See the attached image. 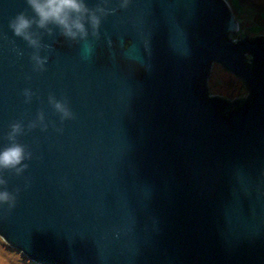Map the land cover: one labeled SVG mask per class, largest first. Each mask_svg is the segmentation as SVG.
I'll return each mask as SVG.
<instances>
[{
  "label": "water",
  "instance_id": "water-1",
  "mask_svg": "<svg viewBox=\"0 0 264 264\" xmlns=\"http://www.w3.org/2000/svg\"><path fill=\"white\" fill-rule=\"evenodd\" d=\"M86 3L115 9L99 37L33 25L36 71L37 49L9 27L31 9L0 0V150L19 121L32 153L22 174L0 169L19 189L0 236L37 264H264V36L231 39L226 0ZM213 62L249 85L248 103L227 113L208 95ZM40 111L47 129L29 130Z\"/></svg>",
  "mask_w": 264,
  "mask_h": 264
},
{
  "label": "clouds",
  "instance_id": "clouds-1",
  "mask_svg": "<svg viewBox=\"0 0 264 264\" xmlns=\"http://www.w3.org/2000/svg\"><path fill=\"white\" fill-rule=\"evenodd\" d=\"M107 4L108 0H104ZM130 0H120L119 7L127 8ZM26 4L31 9L33 15H28L26 11L18 12L9 21V27L14 35L22 37L27 41L28 45L37 51L31 55L33 66L36 71H43L47 62V57H42L39 53L40 40L33 33L32 28L35 25L38 29H45L49 35L53 32V27L58 28L63 37L70 41H85L89 36V27L91 35L99 37V29L102 19L115 9L107 8L97 4L95 7H89L86 0H26ZM87 51L91 52V45L87 44ZM26 101H30L33 95L28 88L23 90ZM49 103L54 110L60 114L61 121L66 119H74V113L68 105L66 99H57L54 95H49ZM41 126L47 129L45 123V115L40 111L37 118L30 121L28 129ZM10 131L7 133V139L11 142L0 150V169L15 170L16 175H20L27 169L26 160L32 158V153L26 149V146L17 141V137L24 133L25 126L15 121L9 125ZM60 131L61 129H57ZM7 181L0 178V185H4L0 189V206L7 205L10 211L16 206L19 189L15 192L9 191L6 187Z\"/></svg>",
  "mask_w": 264,
  "mask_h": 264
},
{
  "label": "rangeland",
  "instance_id": "rangeland-1",
  "mask_svg": "<svg viewBox=\"0 0 264 264\" xmlns=\"http://www.w3.org/2000/svg\"><path fill=\"white\" fill-rule=\"evenodd\" d=\"M237 21V30L231 39L240 40L257 35L264 36V0H226ZM248 59L251 58L247 54ZM206 86L210 97L230 98L235 101L247 97L248 88L241 78L213 62ZM0 264H33L16 248L8 245L0 236Z\"/></svg>",
  "mask_w": 264,
  "mask_h": 264
},
{
  "label": "trees",
  "instance_id": "trees-1",
  "mask_svg": "<svg viewBox=\"0 0 264 264\" xmlns=\"http://www.w3.org/2000/svg\"><path fill=\"white\" fill-rule=\"evenodd\" d=\"M230 38H231V35H230ZM244 60L247 61L248 65L249 66H252V62L250 61V59H248L247 55L246 57H244ZM243 81V80H242ZM243 83L247 86L248 88V94H247V97L245 98H242V99H237V101H233V102H229V106L227 107L228 109L226 110L227 113H229L230 111H232L233 109H237V106H242L246 103H248L249 99H250V88H249V85L246 84L244 81ZM237 103L236 105L234 104ZM21 253V252H20ZM22 254V253H21ZM23 255V254H22ZM25 256V255H23ZM26 257V256H25ZM26 259L29 261V262H32L33 264H37V263H34L32 260H30L29 258L26 257Z\"/></svg>",
  "mask_w": 264,
  "mask_h": 264
},
{
  "label": "flooded vegetation",
  "instance_id": "flooded-vegetation-1",
  "mask_svg": "<svg viewBox=\"0 0 264 264\" xmlns=\"http://www.w3.org/2000/svg\"><path fill=\"white\" fill-rule=\"evenodd\" d=\"M242 80V79H241ZM229 102H233L230 98H226Z\"/></svg>",
  "mask_w": 264,
  "mask_h": 264
}]
</instances>
